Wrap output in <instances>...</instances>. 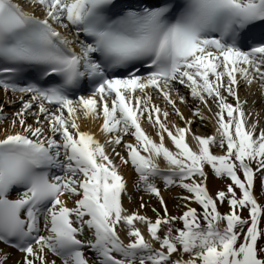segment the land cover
<instances>
[{
    "label": "snow or ice",
    "instance_id": "obj_1",
    "mask_svg": "<svg viewBox=\"0 0 264 264\" xmlns=\"http://www.w3.org/2000/svg\"><path fill=\"white\" fill-rule=\"evenodd\" d=\"M254 82L264 99V0H0L12 264H264V127L239 94ZM201 108L210 134L192 131ZM125 168L151 215L143 195L125 206ZM162 187L181 189L177 214Z\"/></svg>",
    "mask_w": 264,
    "mask_h": 264
},
{
    "label": "bare ground",
    "instance_id": "obj_2",
    "mask_svg": "<svg viewBox=\"0 0 264 264\" xmlns=\"http://www.w3.org/2000/svg\"><path fill=\"white\" fill-rule=\"evenodd\" d=\"M239 94L241 98H246L248 100V104L246 108L250 109L252 112V116L249 119H256L258 122V127H264V100L261 99V94L256 92L255 82L251 85L250 88L245 89L243 85L239 88ZM3 97V93L0 92V99ZM162 102V101H161ZM255 102V103H253ZM163 103V102H162ZM190 106L195 104V101L189 98ZM188 104H181L179 105L181 110L184 112L185 115H190V108L187 106ZM9 110V109H8ZM203 112V119L197 118L192 124V131L197 132L200 134H210L215 129L214 118L209 111H206L204 108H201ZM79 124L82 130H91L95 135H97L102 141L104 137L97 131L100 121L93 120L91 116L85 118L82 114L79 116ZM147 122H142L143 127L145 128ZM150 128V127H149ZM151 129V128H150ZM163 166V164H162ZM125 175L130 178V173L128 168L124 169ZM132 187L131 180H129V188ZM136 189H134V192ZM181 189L175 188L173 190L167 192H161L164 196L165 200L168 203L169 212L171 214H176L180 211L175 205L177 203L175 196L179 194ZM144 198L145 203L149 205L147 209H141V211H146L149 215H151V206L156 205L158 207V202L155 197H150L148 195ZM125 206L128 207L130 210L138 208L140 203V197H137L136 193H133L132 200L128 201L126 197L124 200ZM7 251H11V257L9 259L8 264H12L13 260H18L20 258V253L16 250L6 249L4 246H0Z\"/></svg>",
    "mask_w": 264,
    "mask_h": 264
},
{
    "label": "rangeland",
    "instance_id": "obj_3",
    "mask_svg": "<svg viewBox=\"0 0 264 264\" xmlns=\"http://www.w3.org/2000/svg\"><path fill=\"white\" fill-rule=\"evenodd\" d=\"M227 178H224V179H220V178H216L214 177L211 172L209 171V176H208V186H209V190L210 191H214L216 189H220V188H223L224 184H225V181H226ZM259 192H260V188H259V184H257V193L259 195ZM178 194H176L177 196ZM175 196V197H176ZM227 208L226 205L224 206H221V211H225ZM177 214V213H176Z\"/></svg>",
    "mask_w": 264,
    "mask_h": 264
}]
</instances>
